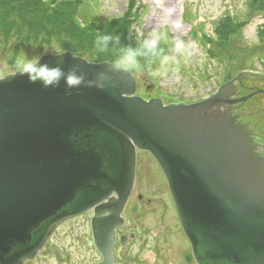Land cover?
<instances>
[{"label":"water","instance_id":"water-1","mask_svg":"<svg viewBox=\"0 0 264 264\" xmlns=\"http://www.w3.org/2000/svg\"><path fill=\"white\" fill-rule=\"evenodd\" d=\"M39 63L82 80L44 88L16 71L0 77V264L32 259L55 223L105 199L114 222L136 149L163 171L198 264H264V159L229 97L234 82L261 75L240 72L208 98L163 104L135 95L132 73L112 63L69 51ZM93 234L106 261L113 235Z\"/></svg>","mask_w":264,"mask_h":264},{"label":"rangeland","instance_id":"rangeland-1","mask_svg":"<svg viewBox=\"0 0 264 264\" xmlns=\"http://www.w3.org/2000/svg\"><path fill=\"white\" fill-rule=\"evenodd\" d=\"M60 7L65 9L68 23L60 17L59 23L52 19L49 27L46 12L54 15ZM152 33H158V38ZM48 34L52 37L47 43ZM104 35L119 39L98 44ZM153 39L158 54L144 47ZM178 43L181 52L175 51ZM46 46H58L88 61H119L130 49L136 53L137 62L127 68L135 79V95L159 98L164 103L197 101L243 69L264 74V0H0V76L16 71L21 53L31 58L51 52ZM245 85L263 89L255 94H264V79L247 80ZM258 97L245 106L255 111L250 119L253 123L264 119V95ZM138 160L134 189L152 198L156 215L166 219L167 235L174 242L159 248V240L155 243L154 237L144 235L141 245L136 242L128 246V253L136 251V257L127 255L124 261L180 264L181 252L190 248L167 181L150 155L141 153ZM72 222L58 231L59 252L70 251L65 256V260L70 259L68 264H94L91 250L80 246L83 221ZM68 226L76 228V239ZM154 235L162 237L163 232L155 230ZM62 259L51 254L47 260L41 261L39 256L26 264H59Z\"/></svg>","mask_w":264,"mask_h":264},{"label":"flooded vegetation","instance_id":"flooded-vegetation-1","mask_svg":"<svg viewBox=\"0 0 264 264\" xmlns=\"http://www.w3.org/2000/svg\"><path fill=\"white\" fill-rule=\"evenodd\" d=\"M250 91H252V89H250V87L246 86L242 82V84L236 86L234 95L239 97L246 95ZM258 95H264V94L260 93ZM258 95L253 96L252 98H250V100L256 97L257 99H259L260 97H258ZM248 101L244 103L235 104L233 107H231V110L234 116H236V119L238 121L247 123L248 126L251 128L252 136L253 139L255 140L257 149L264 157V119L262 118L255 119L254 123L249 119L250 117H252V114L255 111H251L250 109L245 107ZM141 153L147 154L144 151H140L137 153V157H136L137 171L139 165L138 157L140 156ZM134 185L135 182L133 184V188L129 196L123 203L122 208L118 213V217L114 222H110V223L107 222V218L110 216L109 211L103 212L101 210H97V213H95L94 207L89 208L88 210L84 211L81 214L68 217L55 225V227L52 229V231L44 241L41 249L38 251V253L34 258H39L40 256L41 261L47 260V258L51 254H53L54 257L58 259L63 258L59 264H68L70 259L66 258L68 260H65V256L69 255L70 251L67 250L63 254L59 252L58 231L65 224L68 225V223L80 218L83 221L81 226L84 228L83 230L84 234L80 239V241L82 242L80 246L82 247L85 246L84 249L91 250L90 252H92L91 254L95 258L94 264H127V262L124 261V258H126L127 255H130L132 258H135L137 255L136 251L133 254L128 253V246L136 242H138V245H141L144 242V235L149 237H154V239H156L155 243H157L159 240V242H161V246H159V248L160 247L165 248V245H168L171 242L173 243L174 241L170 238L169 235H167L168 223L166 219L161 218V216L158 217V214L156 215L157 205L151 202L152 198L150 196L149 197L144 196L145 194L143 189L140 188L143 191V193L141 192L136 193L134 189ZM133 195H135L136 198L135 200H133ZM93 228L94 231L96 230V232L97 231L102 232V234H106L107 231L109 230L113 234V242L110 246V257L106 261H104L101 253L99 252L95 244ZM67 230L70 231L69 234L72 236L73 240L76 239L78 233L77 232L73 233L76 230V228L74 226H68ZM155 230H161L163 232V236L162 237H159L158 235L152 236V233ZM149 240L151 241L150 238ZM152 246H158V245H152ZM185 254L186 255L188 254V250L186 249L181 252L180 264H188L190 262V261L189 262L186 261V257L184 259L185 261H183V255ZM129 262L132 263L131 260ZM26 263L27 261L24 262L23 264ZM135 264H139V262Z\"/></svg>","mask_w":264,"mask_h":264},{"label":"clouds","instance_id":"clouds-1","mask_svg":"<svg viewBox=\"0 0 264 264\" xmlns=\"http://www.w3.org/2000/svg\"><path fill=\"white\" fill-rule=\"evenodd\" d=\"M153 36L158 38V33H152ZM110 39L118 40L119 37H111L109 35H104L100 37L97 41L98 44L106 45ZM144 47L153 54L156 53V39L151 41H146ZM50 50L52 53H59L61 49L58 46H52L51 49H48L46 46V51ZM182 46L178 43L175 47V51L181 52ZM136 53L132 50H128L126 56L121 60L117 61V65L122 68H131L137 65L135 60ZM165 61L168 57L164 58ZM16 72L21 76H26L29 83L40 84L44 88L55 87L59 85V82L62 78L65 79V83L68 87H75L81 83L82 77L75 75L74 72H71L66 77L62 69L59 67H49L47 64L39 63V56H33L31 58L25 56L23 53L20 54L19 58L15 64Z\"/></svg>","mask_w":264,"mask_h":264},{"label":"trees","instance_id":"trees-1","mask_svg":"<svg viewBox=\"0 0 264 264\" xmlns=\"http://www.w3.org/2000/svg\"><path fill=\"white\" fill-rule=\"evenodd\" d=\"M53 0H51V2H52ZM70 2L69 1H66V4H69ZM50 5H48V7H49ZM14 7V6H13ZM17 8V7H16ZM18 9V8H17ZM58 9V7L55 9V10H57ZM65 13H66V11H65V9L63 8V7H60V9L56 12V14H51V12L50 11H48V12H46V15H48V18L46 19V20H48V21H50L49 22V27H51V20L53 19V21H55V22H57V23H59V21H60V17H63V20H64V22H67L68 23V21L69 20H67L66 19V16H65ZM69 19H70V17H69ZM52 31V30H51ZM51 31H50V33H51ZM232 32H230L229 33V35L231 34ZM52 37V35L51 34H48V36H47V39H45L46 41H47V43L51 40L50 38ZM46 41L44 42V44H46ZM60 52H62V51H60ZM45 53H52V52H45ZM42 55V54H41ZM92 62H100V61H108V62H111V63H114V64H116L117 65V61H115L114 59H110V58H104L103 60H100V61H96V59H94V60H91Z\"/></svg>","mask_w":264,"mask_h":264},{"label":"bare ground","instance_id":"bare-ground-1","mask_svg":"<svg viewBox=\"0 0 264 264\" xmlns=\"http://www.w3.org/2000/svg\"><path fill=\"white\" fill-rule=\"evenodd\" d=\"M157 1V0H156Z\"/></svg>","mask_w":264,"mask_h":264}]
</instances>
